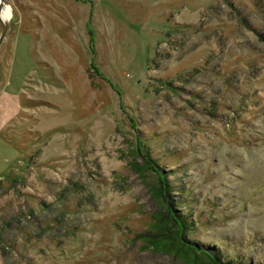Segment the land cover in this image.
<instances>
[{"label": "rangeland", "instance_id": "374dc122", "mask_svg": "<svg viewBox=\"0 0 264 264\" xmlns=\"http://www.w3.org/2000/svg\"><path fill=\"white\" fill-rule=\"evenodd\" d=\"M3 1L0 264H264V0Z\"/></svg>", "mask_w": 264, "mask_h": 264}, {"label": "trees", "instance_id": "16d2710c", "mask_svg": "<svg viewBox=\"0 0 264 264\" xmlns=\"http://www.w3.org/2000/svg\"><path fill=\"white\" fill-rule=\"evenodd\" d=\"M139 151L150 168L159 174V171L156 169L157 166L150 158L149 153L146 152L145 149H140ZM159 181H161L160 184L163 197L167 200L169 189L168 184L165 182L166 178L160 176ZM168 205L169 208H167V212L161 220L157 219V222L152 225L151 230L139 235L140 238H145L147 240L150 247L156 246V248L161 251H176L182 255L185 253L188 258L191 256V252L193 255L200 259H204L209 264H234L233 262L225 263L222 261L219 254L203 249L187 241L185 238L186 233L192 228L193 224L188 223L183 215L177 214L174 208H172L173 204L171 202H168Z\"/></svg>", "mask_w": 264, "mask_h": 264}, {"label": "bare ground", "instance_id": "6f19581e", "mask_svg": "<svg viewBox=\"0 0 264 264\" xmlns=\"http://www.w3.org/2000/svg\"><path fill=\"white\" fill-rule=\"evenodd\" d=\"M5 5L6 4L4 3L2 11L0 13V18L4 23H9V20L12 17V12H11L12 10L8 6H5Z\"/></svg>", "mask_w": 264, "mask_h": 264}, {"label": "water", "instance_id": "95a60500", "mask_svg": "<svg viewBox=\"0 0 264 264\" xmlns=\"http://www.w3.org/2000/svg\"><path fill=\"white\" fill-rule=\"evenodd\" d=\"M3 5H4V1L3 0H0V13L2 11V8H3ZM0 23L2 25V33H1V36H0V45L2 44V42L4 41L5 37H6V34H7V31H8V23H4L1 18H0Z\"/></svg>", "mask_w": 264, "mask_h": 264}, {"label": "flooded vegetation", "instance_id": "af4514ba", "mask_svg": "<svg viewBox=\"0 0 264 264\" xmlns=\"http://www.w3.org/2000/svg\"><path fill=\"white\" fill-rule=\"evenodd\" d=\"M6 6V5H5ZM5 6H4V8H5Z\"/></svg>", "mask_w": 264, "mask_h": 264}]
</instances>
